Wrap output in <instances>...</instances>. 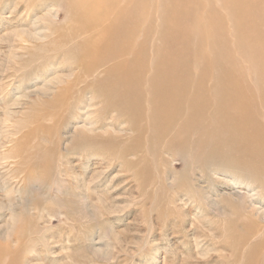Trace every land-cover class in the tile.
I'll return each mask as SVG.
<instances>
[{"label": "rangeland", "instance_id": "1", "mask_svg": "<svg viewBox=\"0 0 264 264\" xmlns=\"http://www.w3.org/2000/svg\"><path fill=\"white\" fill-rule=\"evenodd\" d=\"M225 1L0 0L5 264H264V172L255 154L213 143L203 126L188 138L166 135L154 112L108 111L93 87L80 96L74 88L83 61L108 44L96 36L101 29L82 28L120 11L108 25L142 33L146 66L167 54L182 59L193 80L207 75L202 92L212 94L225 65L227 94L239 84L264 127V0H246L256 10L243 12L241 26L229 16L237 0ZM245 32L250 48L241 47ZM111 100L115 109L118 97Z\"/></svg>", "mask_w": 264, "mask_h": 264}, {"label": "bare ground", "instance_id": "2", "mask_svg": "<svg viewBox=\"0 0 264 264\" xmlns=\"http://www.w3.org/2000/svg\"><path fill=\"white\" fill-rule=\"evenodd\" d=\"M235 3V6H233L234 4L230 6L229 16L232 20H241L238 23L241 26L249 20V16L243 15V12L247 11L250 13L251 11H255L256 7L250 5L246 0H237ZM117 12L119 13L106 14L95 18L82 28L81 33H87L91 29H101L98 30L100 34L96 36L101 39L104 35V38L108 39V44L102 53L103 56L101 55L97 60L90 59V61H83L81 73L76 77V84L74 86L77 90L76 95L79 94L80 96L85 90H91V87H93V98L94 96L102 98L101 104L108 111H116L117 113L118 111H122L131 115H135V112L137 113L140 109L152 111L157 123L165 122L163 124L165 127L161 132L168 133L166 135L175 132L176 137H180L183 134L188 138L191 131L195 130L198 126H203L205 127L204 132L206 134L209 132L208 136L213 143L215 141H227L230 146L238 149L246 157L255 154L258 159L255 166L261 168L262 172H264V127L260 125L261 109L257 105V109L255 111L252 110V107L255 106L251 105L252 103L255 104L254 98L251 100L249 96L241 94V86L235 82L231 84V88L236 93L227 94V87L230 86L226 85L228 83L226 77L230 72L225 68V65L222 68L226 70L223 71L224 73L222 72L223 76L220 82L218 81L220 90L216 89L219 88L216 85L214 94L206 93L207 90H205V93L202 92L203 79L205 80L207 75L204 74V77L193 80V75H190L192 71L190 72L189 67V69H185L187 66L182 63V59L170 58L167 54L158 63L146 66L145 62L147 60L145 58L148 54L145 52L144 46L139 44L137 40L142 33L140 32L139 34L137 30L126 33L125 29L118 26L110 27L108 25L111 24L114 18L122 15L120 11ZM105 27H107L106 30ZM120 36H122L123 41H128L125 44H119L117 38ZM251 37L252 35L249 36L245 32L243 38H240L241 43L243 42L241 47L246 46V48H250L253 45ZM130 38H134L136 41L130 42ZM165 49L166 53L167 51H171L167 47ZM159 52L158 50H154L153 55L156 57ZM187 52L190 51L187 50ZM223 55L228 59L229 65L233 64V61L229 60L231 59V54L224 53ZM184 56L189 55L184 53ZM184 66L186 67L184 68ZM262 72L264 73V71ZM191 82H198L197 84H200V86H198L197 90L200 91L192 93ZM114 96L118 97V101L116 104H112L115 109H111L110 103ZM91 103L90 101L86 105V108L92 107ZM260 105L264 108V97L261 98ZM140 117L146 119L144 115H140ZM177 118H180L179 120L182 121L180 124L174 121ZM150 125L147 127L150 128ZM86 130L88 133L96 131L88 127ZM141 130L137 139L141 137L140 135L143 131H146L143 128ZM242 141L249 148L247 146L243 147ZM250 149L252 150L251 153ZM5 262L4 257L0 256V264H5Z\"/></svg>", "mask_w": 264, "mask_h": 264}]
</instances>
